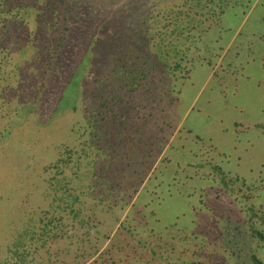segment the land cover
Listing matches in <instances>:
<instances>
[{
    "label": "rangeland",
    "instance_id": "rangeland-1",
    "mask_svg": "<svg viewBox=\"0 0 264 264\" xmlns=\"http://www.w3.org/2000/svg\"><path fill=\"white\" fill-rule=\"evenodd\" d=\"M62 1L71 4L53 0L61 11L44 13L43 0H0V264L22 241L29 264L264 260L246 222L253 211L264 233V0H223L221 16L210 0H102L101 18L81 3L84 22L59 56L50 41L62 35L51 23L68 17ZM124 6L147 22L136 52L119 39L114 58L103 47L79 73L77 108L60 107L99 21ZM102 29L109 39L113 28ZM169 43L177 54L159 65L180 69L153 74ZM67 154L70 169L45 171ZM49 179L61 181L55 195L80 199L77 218L52 202Z\"/></svg>",
    "mask_w": 264,
    "mask_h": 264
},
{
    "label": "trees",
    "instance_id": "trees-1",
    "mask_svg": "<svg viewBox=\"0 0 264 264\" xmlns=\"http://www.w3.org/2000/svg\"><path fill=\"white\" fill-rule=\"evenodd\" d=\"M53 0H43L42 4L44 6L43 12L47 13L49 10H53V13L56 12H60V8L57 11V8L55 6V4L52 3ZM71 4H69L68 6L65 5V3L62 1L63 5H65L64 9H62V12H64L67 16L64 17V21L61 25V28L58 29L59 23H51L55 29L61 33L62 35H59L58 39H52L50 42L53 45L58 46V55L60 56V53L62 52V48L64 47V44L66 42V37L64 36V34L70 30V27H75L77 25H81L84 21L81 20V16L83 17V13H81L82 11H85V8H83L82 4H85V7H87L88 9H95V13L97 15V17L99 18L100 15L104 14V12H101V10L97 7H99L100 3H104V1L102 0H68ZM133 1V0H130ZM232 0L229 1V5L230 6V2ZM76 2V5H74V3ZM105 2H110L112 3V1H105ZM210 3H212V7H211V13L213 14V9L215 11H217V16H221L224 13V10L226 9L225 5L223 6V0H216V2L210 0ZM80 4V6H79ZM82 10V11H81ZM139 13H134V14H130V10L128 9L127 6L122 7V15L119 16V14H114L110 19H105V20H100L98 26L96 27L94 34H92V36L90 37L89 43H87V49L86 51L82 54V58L79 61V63L77 64L76 68L73 70L72 74H71V78L67 84V86L64 88L63 92H62V96L61 99L58 102V105L60 107H68L71 108L72 110H75L77 108V98H78V79H79V73L81 71V69L85 68V66L88 64L89 61H91L93 58L97 59L98 56L97 54L101 51V49L103 47L109 48V53H110V57L114 58L115 50L116 47L114 46V43H116L119 39V41H121L124 45H126L128 51L126 52L127 54L131 53V52H136L135 48L137 45H140L141 42L139 40V36L140 34H138L137 31H139L140 28L145 27L146 25V19L141 21V24H137V22L135 21L136 16L140 14L143 15L142 9L139 8ZM126 12V13H125ZM142 13V14H141ZM43 13H36L35 14V21L38 22L39 20L41 21L43 17L42 15ZM52 18L54 20L55 18V14H52ZM202 16V15H201ZM200 16V17H201ZM205 16V15H203ZM209 16H213V15H209ZM208 16V17H209ZM70 17V18H69ZM92 13L88 14V19L89 20H93L92 18ZM103 16H100V18ZM83 19V18H82ZM88 19H86L85 24L87 25L86 27L89 29V25H88ZM152 19V18H151ZM78 21V24H75L74 22ZM53 22V21H52ZM50 24V22H49ZM111 26L113 28V31H111V37H109V39L104 38V36L102 37L103 33V26ZM137 25V26H136ZM134 26H136L135 31L132 30V28H134ZM61 30V31H60ZM132 30V31H131ZM90 31L92 32V28H90ZM144 45V44H143ZM171 43L168 44V46L165 48L166 50H162L161 48H159V50H157L156 52H154V59L155 62L151 63V66L156 67V70L151 69L152 73H156L157 71H164V72H168V74H173V71L175 69H180V64H174L173 67L170 66H165L162 65L160 66L159 64L164 61L165 59L163 58L164 55H167L168 52L167 51H171L173 53V55L177 54V52H175L174 50L176 48L174 47H170ZM89 47H94L97 51V53L94 55L92 52H89ZM143 48V54H142V59L146 62H148L147 58H144L146 55V50H144ZM168 49V50H167ZM185 53H187L185 51ZM91 55V56H90ZM91 57V58H90ZM93 59V60H94ZM86 60H88V62H86ZM157 63V64H156ZM156 65V66H155ZM161 67V68H160ZM158 72V73H160ZM156 73V74H158ZM164 75V74H163ZM165 76V75H164ZM74 85V88L72 89V96L70 93V88ZM71 96V97H70ZM70 97V101L68 104H65V101L67 99H69ZM257 127V126H256ZM84 146H85V142H83ZM81 154L83 153L85 155V150L81 149ZM68 154L70 155V151L68 152ZM67 154V155H68ZM69 155L67 156V158L63 161H58L50 166H48L45 171H51L52 169L55 171L60 172L61 174H63V172L66 170V168L70 169L71 168V164H72V158L69 157ZM80 155V154H78ZM61 164V166H60ZM223 179L221 180V185L223 187V193L225 195H230L233 194V190H234V185L233 182H225L224 179L225 177L222 176ZM54 179H49L48 180V186L50 190H53V197H52V202L58 201L59 203L63 204V211H68L69 214L73 215L74 218L78 217V213L76 211H74V205L76 203L80 202V199L77 196H74L70 193H63L64 195L62 196H57L56 191H60V189H62L61 187V181L59 180H55V184L52 183ZM63 180L66 181V178L64 177ZM238 180H235V182ZM66 182H64V184H66ZM68 184V183H67ZM247 190L249 191L250 188H247ZM257 218V214H255L253 211H251V215L250 217H247V224L249 226V231L252 235V237L254 239H256V241L258 242L259 245L264 247V233L261 232L260 230L255 228V223L253 222V219ZM257 219H260L259 217ZM262 222H264L263 219H261ZM55 220L53 218H51V220H49L46 224H44L43 228H42V234L43 235H47L48 232L50 231L49 227L50 226H54ZM24 235H19V238H27L30 242L29 244V248L31 246V242L33 241V238H29L32 234H28L26 232H23ZM21 242V241H20ZM25 243V242H24ZM23 241L21 243L16 244V246H13V250L11 247L10 250V254L13 255V259L14 262L12 264H29L27 258H28V250L24 249L18 251L19 247H21V245H24ZM26 244V243H25ZM44 243H42L41 246H43ZM12 259V260H13ZM248 261L249 264H264V260L262 258H260L259 256H257L255 253L250 252L248 254Z\"/></svg>",
    "mask_w": 264,
    "mask_h": 264
}]
</instances>
